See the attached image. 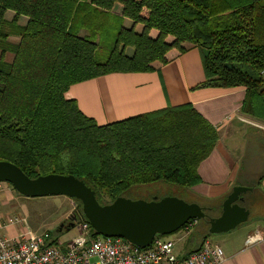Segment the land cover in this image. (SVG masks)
Here are the masks:
<instances>
[{
	"label": "trees",
	"instance_id": "1",
	"mask_svg": "<svg viewBox=\"0 0 264 264\" xmlns=\"http://www.w3.org/2000/svg\"><path fill=\"white\" fill-rule=\"evenodd\" d=\"M191 47L202 55V86L244 87L241 111L264 120V0H0V160L32 178L72 174L101 204L157 182L192 193L220 136L191 103L99 125L66 97L74 84L154 71ZM78 202V221L87 220ZM210 217L192 243L209 237Z\"/></svg>",
	"mask_w": 264,
	"mask_h": 264
},
{
	"label": "crops",
	"instance_id": "2",
	"mask_svg": "<svg viewBox=\"0 0 264 264\" xmlns=\"http://www.w3.org/2000/svg\"><path fill=\"white\" fill-rule=\"evenodd\" d=\"M115 11L120 12V6H116ZM14 17V11L6 12L8 20ZM27 22V16L19 17L21 25ZM124 25L129 28L133 22L125 19ZM142 29V24L135 26L137 32ZM12 40L17 41L18 38L13 37ZM4 57L12 61L14 54L7 52ZM154 66L155 70L150 72H115L74 84L66 92V97L76 100L82 112L94 118L99 125L191 103L216 126L220 136L214 150L200 164L198 171L202 181L192 187L191 194L200 199H221L223 202L235 185L252 187L243 196L247 201L248 194L252 193L254 211L248 207L253 214L252 220L243 230L223 232L225 234L218 241L226 253L224 264H264V145L251 139V149L261 159V168L251 180L245 163L249 146L240 140L241 136H264V120L254 119L241 111L246 95L244 87L202 86L206 77L202 55L196 47H191L167 64L156 62ZM4 217L0 214V220ZM74 223L73 227L68 226L64 231L68 233L59 235L62 244L80 233L79 221ZM77 226L79 229L76 232L71 231ZM20 228L10 226L1 233L14 236ZM257 232L262 238L246 245L247 236ZM194 244L182 254L200 246V242Z\"/></svg>",
	"mask_w": 264,
	"mask_h": 264
},
{
	"label": "water",
	"instance_id": "3",
	"mask_svg": "<svg viewBox=\"0 0 264 264\" xmlns=\"http://www.w3.org/2000/svg\"><path fill=\"white\" fill-rule=\"evenodd\" d=\"M0 182H8L22 195L40 197L63 194L82 203V210L93 229L100 235L124 237L138 246L150 245L155 236L179 231L191 220L207 216L205 208L178 196H155L151 200L120 196L101 204L96 192L82 179L72 174L50 173L36 178L28 176L17 164L0 160ZM252 190L247 185H235L223 201L219 216L210 217V233H223L248 221L250 209L242 205V194ZM71 222L69 227L74 226Z\"/></svg>",
	"mask_w": 264,
	"mask_h": 264
},
{
	"label": "built area",
	"instance_id": "4",
	"mask_svg": "<svg viewBox=\"0 0 264 264\" xmlns=\"http://www.w3.org/2000/svg\"><path fill=\"white\" fill-rule=\"evenodd\" d=\"M262 75L264 78V70ZM24 220L11 216L0 221V264H224L227 259L224 248L209 237L183 255L177 252L176 239L156 235L150 245L138 246L124 237L95 235L83 218L79 220L80 233L64 244L60 240L52 243L47 233H1ZM197 224L198 220L189 221L183 227L185 234L189 236ZM258 234H249L246 245L258 242L262 238Z\"/></svg>",
	"mask_w": 264,
	"mask_h": 264
},
{
	"label": "rangeland",
	"instance_id": "5",
	"mask_svg": "<svg viewBox=\"0 0 264 264\" xmlns=\"http://www.w3.org/2000/svg\"><path fill=\"white\" fill-rule=\"evenodd\" d=\"M252 118L255 119V117ZM252 138L254 141L256 140L258 143L264 145V136L240 137V140H244V143H248L247 145L249 146L245 163L248 166L246 172L250 175L249 179L251 180L255 179L256 171H259L261 168V159L258 158L257 153L255 154L254 150L251 149V142L253 143V141H251ZM152 196H157L159 198L165 196H178L187 202L199 203L205 208L206 213H208L211 217L219 216L222 212L223 202L221 199L215 201L200 199L194 194L188 192L186 193V191L180 189L179 187L164 182H157L152 185L139 187L128 192L126 197L131 199L151 200ZM251 197L252 193L250 192L248 194L246 204L252 208L253 205H251ZM79 208L80 206L78 200L63 194L27 197L20 194L13 187V185L8 182H3L0 187V214L5 215V217L1 220L11 216L17 217L18 219H25L26 221L24 220L23 222L15 225L20 226L22 231H31L34 234L47 233L52 237L53 234L56 233L55 230L57 228H59L60 231L63 230L62 232H64L71 222H76L78 220ZM252 211H254V209ZM252 218L253 214H251V217L248 221L238 225L235 229H232V231L235 232V230H237L238 232V230H243L246 226H248L249 221H251ZM204 227L208 228L204 222L202 223L200 221L193 228L192 234L190 236L185 234L183 228L169 235H159L162 237L176 239L177 252L182 254V252L188 250V248L191 247L193 243H195H192L193 239L199 238V236L204 233ZM77 229H79L78 226L72 228L71 231L76 232ZM20 231H18L17 234ZM65 233L68 232H64V234ZM225 233H210L209 238L213 242L219 243L218 240Z\"/></svg>",
	"mask_w": 264,
	"mask_h": 264
},
{
	"label": "flooded vegetation",
	"instance_id": "6",
	"mask_svg": "<svg viewBox=\"0 0 264 264\" xmlns=\"http://www.w3.org/2000/svg\"><path fill=\"white\" fill-rule=\"evenodd\" d=\"M242 202H244V201H242Z\"/></svg>",
	"mask_w": 264,
	"mask_h": 264
}]
</instances>
